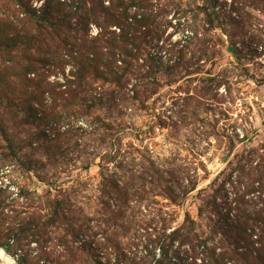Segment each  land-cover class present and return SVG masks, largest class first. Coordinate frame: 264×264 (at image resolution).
Listing matches in <instances>:
<instances>
[{"label": "rangeland", "instance_id": "374dc122", "mask_svg": "<svg viewBox=\"0 0 264 264\" xmlns=\"http://www.w3.org/2000/svg\"><path fill=\"white\" fill-rule=\"evenodd\" d=\"M23 1L37 18L0 0V232L62 214L29 264L41 249L50 264H186L192 248L169 240L182 226L206 240L238 209L264 216V0H151L161 32L128 47L99 3L60 0L81 9L47 23L46 0ZM243 238L209 245L239 264Z\"/></svg>", "mask_w": 264, "mask_h": 264}, {"label": "trees", "instance_id": "16d2710c", "mask_svg": "<svg viewBox=\"0 0 264 264\" xmlns=\"http://www.w3.org/2000/svg\"><path fill=\"white\" fill-rule=\"evenodd\" d=\"M92 3H99L101 9L105 10V13L108 16V21L110 24L118 26L123 29V43L125 47L136 45V41L139 40V37L136 36L140 28H147L148 32L145 33L143 41L147 42V39L152 36L151 28L155 29L158 32H161V25L157 22L158 16H154L151 0H110L111 7L105 9L104 3L106 0H90ZM19 6L22 9L23 13H26L29 18H37V11L30 8L23 0H18ZM137 8L138 13L135 12L131 17L132 8ZM64 8H72L69 13L66 14V19L72 16V12L75 9V12L80 10L81 7L79 4H76L74 1L72 4L61 3L60 0H46L44 16L42 20L45 22H51L54 20V13L58 9L63 10ZM138 17L140 19L138 20ZM69 28L73 29V24L68 23ZM67 53L75 58L76 51L71 49ZM76 59V58H75ZM92 61L90 60V63ZM27 75L35 73L36 70L32 67L27 69ZM77 84V83H76ZM40 101V100H39ZM6 204L0 202V216H5ZM247 210L238 209V216L236 220L227 219L218 225L212 226L211 235L206 240H202L199 235H197L194 229L190 228L189 225H184L177 231H175L170 237L171 242L179 240L183 245H189L192 249V255L186 253V264H198V257L202 256V264H227L225 256H218L215 249L210 248V242L215 241L217 237L223 236L224 238H231L235 236H241V238L246 240L245 243L243 240L238 241V247L234 256H230L229 260L236 261L239 264H264V256L261 254L256 255V251L260 249H255V244L258 242L253 241V232L257 225L264 226V216L259 212L248 213ZM62 214L56 209L53 213L52 218L48 221L45 226H36V225H25L20 227H11L2 230L0 232V249H4L5 252L17 259L18 264H29L27 257V247L31 243H40V238L43 237V230L47 229L49 225H56L57 221L60 220ZM190 225H194L193 222ZM3 229L2 227H0ZM72 235L78 238L79 236L75 234L73 229H70ZM264 237V229L262 230ZM39 238V239H38ZM66 248L70 249L69 244L65 241ZM41 257L39 260L44 262V264H50L51 258L48 256V253L44 252L41 249ZM165 255L168 251L164 250ZM255 253V257H253ZM40 264V261L38 262ZM55 264V263H54Z\"/></svg>", "mask_w": 264, "mask_h": 264}, {"label": "bare ground", "instance_id": "6f19581e", "mask_svg": "<svg viewBox=\"0 0 264 264\" xmlns=\"http://www.w3.org/2000/svg\"><path fill=\"white\" fill-rule=\"evenodd\" d=\"M0 259L5 261L6 263H11V259H9L3 250H0Z\"/></svg>", "mask_w": 264, "mask_h": 264}]
</instances>
